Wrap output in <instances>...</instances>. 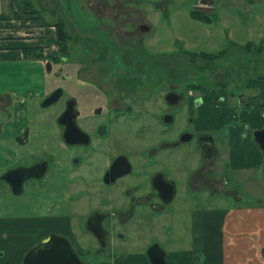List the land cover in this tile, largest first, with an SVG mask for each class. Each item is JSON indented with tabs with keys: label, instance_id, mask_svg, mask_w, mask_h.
<instances>
[{
	"label": "rangeland",
	"instance_id": "rangeland-1",
	"mask_svg": "<svg viewBox=\"0 0 264 264\" xmlns=\"http://www.w3.org/2000/svg\"><path fill=\"white\" fill-rule=\"evenodd\" d=\"M27 1L30 2V5L23 7L25 5L22 4V0H13L15 9L13 8L14 11L12 14H14V17L23 21L27 19L31 21L40 19L34 17V15L42 13L43 18L53 21L56 19H65L67 30L73 34L74 41L72 40L69 43L70 51L68 57L70 58L64 62L52 63V71L48 70L47 67L38 68L37 63H29L19 58L13 57L8 59L10 60L9 63L0 60V92L9 89L12 90L9 91L12 96L15 93L14 97L25 95L23 97L26 100L24 102V105L26 104L25 122L29 124L28 130L30 131L29 134L27 133L28 135H25L26 137L24 136L25 138H22V140L26 139L25 142L27 144L20 159H8L9 163H7L6 158L9 156L0 157V165L4 161L8 164L5 165L3 171L9 169L6 167L19 162L22 164L29 163L34 156H40L41 151L46 150L45 152H48L51 149H65V146L58 140L59 133L56 128V117L62 109V102L58 103V105L54 104L49 107H41L39 101L44 93L58 85L62 86L61 88L67 89L68 93H72L74 86L81 84L78 77L74 74L79 67L85 70L132 68L135 69L136 73H130L127 78L130 80L136 79L137 82L139 81L142 84L143 90L149 91L151 86L157 85V93H154L152 97L142 100L140 120H135L134 116L127 118V122L132 123V125L133 123L139 125L142 122L149 128L143 134L144 138L149 137V135L154 136V130H157V126H159L158 135H160L162 126L153 122L155 116L153 111H157V106L159 107L162 102V96L169 87H175L179 91H184L187 90V86L191 83L203 84L208 88L215 86L218 82H225L228 86L227 89H221L220 87L212 88L209 93H201L194 89L190 90L193 97L201 95L205 103L203 101V104L200 106V112L192 114L193 121L191 119L187 120L188 114L186 111L187 119L186 117L183 118L182 114H179L178 120L173 126V133L176 138L185 126L193 130L194 125L198 131L204 130V127L207 126V124H203V120L207 116L204 108L210 107L211 105L213 107L214 105L212 111H215V107H219L217 109V117L222 118L224 123L222 126H219L215 134L224 152L222 166H224L227 160L229 140L232 143L236 135H238L240 145L247 139L254 141V130L258 129L259 126H264L263 110L254 101L256 98H252V95L261 94L259 98L260 100H264V79L262 78L264 76V47L261 53H249L242 47L246 42L256 44L259 41V33H264V21L254 20L257 12H260L259 16L262 19L264 0H222L223 2H227V6L222 5L224 7H230L232 12L241 21L240 26H235L234 29L228 30L218 27L216 23L208 25L192 18L189 11L197 7V0ZM3 5L0 0V9ZM90 5H93L92 7L94 8L98 7L102 11L97 14L92 11ZM57 6L58 9L56 11ZM54 7L55 15L51 13ZM29 9H34V12ZM13 16L11 18H14ZM9 19L10 17L4 18L0 16V22ZM38 22H34L31 25L38 28L36 29L37 32L34 30L36 33L26 36L27 38H44L45 36L49 38L51 34L54 37H58L56 28L40 29L41 20ZM140 22L148 25L149 30L140 31L137 28ZM87 38L92 39L94 43H103L104 51L99 50L98 52L102 54L101 59L99 57L94 58V54L96 53L90 50V46L87 44ZM55 39L54 45H51L52 42L47 41L41 46L47 54L53 53L58 48V39L57 41ZM141 41L144 45L140 53L149 61L147 68L143 66L144 64L138 65L132 61L121 66V58L125 53L124 46ZM262 42L264 43V39ZM181 43H183L182 46ZM182 47L197 52H215L226 48L227 52H225L224 58L221 59L211 60L199 57L194 62L191 59V55L190 57L181 50ZM154 53L159 54V57L152 61L153 66H151L149 56ZM74 54H80V59H75ZM91 58L97 59V61L91 62ZM114 59H116L115 62ZM137 66H143L146 70L140 72L137 69L142 68H138ZM89 74V72L85 71L80 75V78L88 80ZM118 78L117 76L111 75L109 84L115 83L114 81L118 80ZM28 89L34 90V94L30 96L27 91ZM217 89L223 93L219 91V94ZM24 90L27 92H24ZM228 91L233 92L235 96H230ZM142 94L146 95L147 92L143 91ZM244 100L245 104H241V101L243 102ZM13 102L15 107L23 105V103L16 104L19 102L17 98L16 100L13 99ZM12 109L10 108L9 111H12ZM245 112L249 114L250 120L253 123L257 121L256 125L250 124L249 121L245 120L243 116ZM127 127L129 130L132 129L130 124H127ZM114 131L116 130H113L111 139ZM244 148L246 149V144H244ZM199 152V146L195 140L184 142L179 148L176 147L173 150L174 159L172 166L175 168L176 178L177 176H181V180H183V176L187 171L189 172L193 168L199 167V163L201 162ZM70 169L57 168L56 164H54L49 169L44 181L41 179L28 180L24 185V192L19 195L8 191L5 192L2 189L4 188L2 185L4 183L0 182V191L2 190L0 192L1 206L11 209L15 216H32L37 214L35 207L38 203L41 204L43 210L47 209L46 212L48 211L53 215H57L55 214V209L59 206L63 208V211L56 212L73 214V211L78 207L77 203L70 201L68 197L71 193L67 195V191L63 187V181L70 178ZM229 174L230 168L223 167V193L228 192L230 194H223L218 197L216 199L219 201L217 202L218 205L227 203V200L248 204L264 201V171L261 168H254L251 171L249 174L251 176L250 182L244 186L240 180H243L242 175L247 173L238 171L232 177L233 181L226 183ZM238 177H240L239 180H237ZM59 182L63 183L59 184ZM178 191L180 192V196L183 193H185L184 196L186 197L191 194L190 192H184V184L180 180L178 183ZM180 196L179 198H181ZM190 202L189 208L185 207V211H191V209L195 208L203 209L209 205L214 207L216 205V203L212 204L207 199L200 200L199 203L195 199L194 201L190 200ZM52 205H55V207L51 209ZM164 205H166L165 208H170L171 206L168 203H164ZM179 206L180 204L178 205L176 203L174 205V211L179 209ZM86 208V206L81 207V209ZM167 211L171 212L168 209ZM78 219L85 226V222H83L84 217H78ZM188 220H190V216ZM112 221L113 225L111 227L106 223V227L111 228L112 236H110L107 245L101 249L100 243L102 244V242L93 233L89 231L76 233L84 248L94 247L91 254H79L84 263H112L115 256L119 257L122 254L123 249L129 247V251L140 252L142 251L140 248L144 249L145 246H148L152 242L148 249L146 248L147 251L145 254V258L151 264L149 249L157 241H160V244L170 251L186 252L192 248L191 241L188 243L189 248L186 250L182 249L185 247L176 246L178 242L169 241L173 235H169L168 229L171 227L172 230L170 231H173V233L176 230H180L182 228L181 225L185 222L184 217L180 218L176 217V215H167L155 220L153 213L146 219L140 217V219L136 220V223L141 226V231L139 230L140 232L137 233L133 242L130 244L126 243V246L120 243L118 236L128 232L127 228L121 226L116 218H113ZM177 226L178 228H176ZM53 233L69 237L67 231H61L59 229L51 231L48 235ZM189 233L191 236L190 230L188 235ZM111 239H115V242H111ZM193 262L199 263L198 260ZM136 263L141 264L139 261L134 264Z\"/></svg>",
	"mask_w": 264,
	"mask_h": 264
},
{
	"label": "flooded vegetation",
	"instance_id": "flooded-vegetation-1",
	"mask_svg": "<svg viewBox=\"0 0 264 264\" xmlns=\"http://www.w3.org/2000/svg\"><path fill=\"white\" fill-rule=\"evenodd\" d=\"M92 6L90 5L95 13L98 14L102 11L98 7ZM144 25L146 24L140 22L137 28L142 31L143 27L145 28ZM147 30H149V26ZM87 44L90 46V50L96 53L94 58L101 59L102 54L98 52L99 50L104 51L103 43H94L92 39L87 38ZM143 45L141 41L127 44L128 47L124 46L125 53L121 58V66L132 61L138 65L144 64L143 66L147 68L149 61L140 53L143 50ZM58 51L57 48V51L51 53L46 61L58 54ZM158 57L159 54L156 53L149 56L151 66H153L152 61ZM74 58L80 59V54H74ZM104 58L106 59V57ZM247 59L249 60V58ZM61 60L64 62L67 58L62 56ZM90 60L91 62L97 61L92 58ZM115 61L116 59H114ZM51 63L55 62L51 61ZM143 66H137L142 68L137 70L145 71L146 68ZM85 71L90 73L88 80L80 78V75ZM130 73H136L135 69L85 70L77 68L74 74L81 84L73 85L72 93H68L67 89L62 88L60 97L52 104L58 105L62 102V109L56 117V128L59 133L58 140L65 146V149L41 151L40 156H34L27 164L19 162L8 167L31 166L39 162L48 163L43 176L27 179L24 185L32 179L44 181L49 169L54 164L57 168H71L70 178L63 181L64 184L70 183L71 190L66 186L63 187L68 189L67 195L71 193L68 197L70 201L76 202L78 206L73 214L68 213L70 225L75 233L85 231L93 233L102 242L100 248L107 245L106 236L107 233H111V228L106 227V223L111 227L112 219L124 213L121 209L124 205L128 207L126 208L128 214H132L133 218L138 220L140 217L146 219L152 213L153 216H157L158 212L163 213L166 206L164 203L171 204L175 200L194 201V199L199 203L203 199L215 200L223 194H230L222 192V148L215 134L218 128L204 127V130L198 131L193 125V130L185 126L177 138L173 133V126L176 124L179 114H182L184 118L187 111L188 119L187 117L186 119L193 121L192 114L200 112V106L204 101L201 95L193 97L188 89L179 91L175 87H169L164 92L157 111H153L155 113L153 122L162 126L160 135H158L159 126H157L154 136L149 135L144 138L143 134L149 128L142 122L139 125L136 123L132 125L127 122V118L134 116L135 120H140L142 100L157 93V85L151 86L149 91L143 90L139 81L127 78ZM111 75L119 77L113 84H109ZM61 87L55 86L44 93L39 101L40 105L44 99ZM143 91L147 94L143 95ZM70 101L75 109L74 121L79 129L72 135L71 143L65 136L67 124L61 120ZM169 114L173 115L172 124H168L166 121ZM127 124L132 126L131 131ZM113 130L116 131L111 139ZM185 135H190V139L184 140ZM193 140L198 143L201 162L199 167L187 171L181 180V176L176 178L175 168L172 166L173 150L176 147L179 148L182 143ZM17 158L20 159L16 156L15 159ZM235 174L233 168H230L226 183L232 182V177ZM242 176L243 180H240L242 185L249 184L251 176L249 174ZM179 180L184 184V192L191 193L188 197L184 196L185 193L180 196ZM63 182H59V184ZM172 183L175 187L174 196L171 200L165 201L163 196L168 194ZM83 206L87 208L81 209ZM78 217H84L85 226L80 223ZM72 244L74 245V243Z\"/></svg>",
	"mask_w": 264,
	"mask_h": 264
},
{
	"label": "crops",
	"instance_id": "crops-1",
	"mask_svg": "<svg viewBox=\"0 0 264 264\" xmlns=\"http://www.w3.org/2000/svg\"><path fill=\"white\" fill-rule=\"evenodd\" d=\"M1 2L4 5L0 9V16L4 18L10 17V19L0 22V60L9 63L10 60L8 59L14 57L23 61H28L29 63H37L38 68L47 67L48 61L46 62L44 59H35L32 57L25 58L24 48L30 46L41 47L47 41L52 42L51 45H54V39L56 38L55 40L57 41L58 37H54L52 34L49 38H46V36L44 38H27L26 36L33 35L37 32L36 29L38 28L31 26L34 22L39 23L38 21L41 20L40 29H54L55 26L46 25L41 17H39L40 19L31 21L29 19L26 21L19 20L12 14L14 11L13 8L15 9L13 0H1ZM196 3L198 4L196 9L203 11L214 19L212 23L205 24L211 25L216 23L218 27L227 30L234 29L235 26L238 27L241 25L240 19L232 12V9L222 5L224 4L227 6V2H223L222 0H197ZM39 14L42 13H38V15ZM259 14L260 12H257L254 20L264 21V9L262 10V19ZM11 16L14 18H11ZM46 20L54 23L53 20ZM34 30H36V32H34ZM263 39L264 33H259V41L257 43ZM55 51H57V48ZM44 53L45 57L50 55L46 53L45 49ZM9 91L12 90L5 89L3 92H0V157L9 156L6 158L7 163H9L8 159L14 160L16 156H22L21 154L27 144L25 142L26 139L22 140V138H25V135L30 133L28 130L29 124L25 122L26 104L24 105V102L26 100L23 98L25 95L14 97L15 93L12 96ZM27 91L30 96L34 94V90L32 89H28ZM27 91L24 90V92ZM217 91L218 93L219 91L223 93L221 90L217 89ZM260 95H252V98H259ZM16 98L17 100L19 99V102L16 104L23 103V105L15 107L13 99L16 100ZM222 101H224V99H222ZM254 101H256V99ZM262 102L264 103V100H262ZM241 104H245V100L243 102L241 101ZM10 108H13L12 111H9ZM213 108L214 105L213 107L211 105L210 107L204 108L207 116L204 118L203 124H207L206 128H219V126H222L224 123L222 118L217 117V109H219V107H215V111H212ZM219 112L221 113V111ZM243 116L250 124L256 125L257 121L253 123L250 120L249 114L245 112ZM260 127L262 126H259V128ZM244 144H246V149L244 148ZM228 146V161L226 160L223 166L224 168H233L235 172L244 171V173L247 174H250L254 168H261L263 170L264 151L256 140L247 139L240 145L239 136L236 135L232 143L231 140H229ZM223 154L224 152L222 151V156ZM7 163L4 161V163L0 165V182L4 183L2 184L4 187L2 189H4L5 192H12L10 185L1 178V174L5 171H3V169ZM64 186L71 190L70 183H65ZM68 189L64 190L68 192ZM207 201L212 204L216 203V205L214 207L209 205L203 209L195 208L191 209V211H185V207L189 208L191 204L190 200H175L170 204V208H165L163 213L158 212L157 216H154L155 220L167 215H176V217L180 218L184 217L185 222L181 225L182 228L180 230H176V232L173 233V231H170L172 230L171 227L168 229L169 235H173L169 241L178 242L176 246L185 247L182 248L184 250L189 248L188 243L190 241L192 243V248L190 250L186 252H177L165 249L164 246L160 244V241H157L164 250L166 260L173 264H197L193 262L197 260L199 262L198 264H264V201L248 204L227 200V203L219 205L217 203L219 201L216 199ZM176 203L178 205L180 204V206L179 209L174 211V205ZM54 207L55 205H52L51 209ZM126 208L128 207L124 205L121 208L124 213L116 218L118 223L128 230V232L118 236L120 238V243L125 244V246L126 243L130 244L133 242L137 233L141 231V226L136 223V219L133 218L132 214H128ZM167 209L171 212L167 211ZM42 210L41 204L38 203L35 207V212L37 214L32 216H15L11 209L3 208L0 204V264H23V259L27 251L51 231H56L58 229L67 231L78 254H91L94 247L84 248L81 245L78 236L73 232L70 225L68 212H56L63 211L61 206L55 209V214L57 215H53L48 211L46 212L47 209ZM189 216L190 220H188ZM176 228H178V226ZM189 230L191 231V236L190 233L188 235ZM110 236H112L111 233H107L106 242H108ZM112 241L115 242V239H111V242ZM150 244H152V242ZM148 246H145L144 249L140 248V250H142L140 252L129 251L128 247L127 249H123V251L121 250L122 254L119 257L115 256L112 263L103 262L102 264H134L137 261L141 264H149V261L145 258Z\"/></svg>",
	"mask_w": 264,
	"mask_h": 264
},
{
	"label": "water",
	"instance_id": "water-1",
	"mask_svg": "<svg viewBox=\"0 0 264 264\" xmlns=\"http://www.w3.org/2000/svg\"><path fill=\"white\" fill-rule=\"evenodd\" d=\"M142 31L148 29L147 25H144ZM48 70H52V63L47 62ZM62 88H58L52 95L44 99L41 106L47 107L52 105L60 97ZM176 96V94L172 93ZM75 109L71 101L68 108L62 115V122L67 124L65 136L67 141L71 143L73 141L72 135L79 130L74 121ZM168 124L173 123V115H168ZM253 136L261 149L264 151V126L255 129ZM184 140L190 139V135H185ZM47 162L35 163L31 166H18L16 168H9L1 175L2 180L6 181L14 194L19 195L23 193L24 182L30 178L41 177L47 170ZM129 171V170H127ZM126 171V172H127ZM264 171V168H263ZM175 193V187L172 186L169 189L168 194L163 196L165 201L172 199ZM154 252V253H153ZM149 255L151 264H173L166 260L163 248L158 244L152 245L149 249ZM23 264H86L83 262L78 252L74 248L69 237L59 235L56 233L50 234L42 238L36 245L31 247L24 256Z\"/></svg>",
	"mask_w": 264,
	"mask_h": 264
},
{
	"label": "trees",
	"instance_id": "trees-1",
	"mask_svg": "<svg viewBox=\"0 0 264 264\" xmlns=\"http://www.w3.org/2000/svg\"><path fill=\"white\" fill-rule=\"evenodd\" d=\"M22 4L25 5L23 7H28L30 5V2L26 0H22ZM57 9H58V6L56 7V11ZM29 10L34 12V9H29ZM52 13L53 15H55L56 13L55 8L52 10ZM190 15L195 20H199L204 23H212L214 21V19L211 18L208 14L196 8H193L190 10ZM42 16L43 14H39L38 16L34 15V17H38V18ZM43 20L46 23V25H54L57 30V35H58V50H59L58 54H56L53 58L49 59V61L50 62L51 61L61 62L62 56L67 59L70 58L68 57V53L70 51L69 43L72 40L74 41L73 39L74 36L72 33H70L67 30L65 19H58V20L56 19L54 23L47 21L45 18H43ZM263 44L264 43L262 42V40H260V42L256 44H253L252 42H246L242 47L245 51L249 53H253V52L261 53L264 47ZM182 45L183 43H181V46ZM181 50L185 52L186 54H188L189 56L191 55L192 57L191 56L190 57L192 60H194V62H196L199 59V57L204 58V59H211V60L221 59V58H224L225 56L224 54L225 52H227L226 48L215 51V52H207V51L197 52V51H192L190 49H187L185 47H182ZM24 56L25 58L32 57L35 59H45L46 58L43 48H41L40 46H30V47L24 48ZM262 78L264 79V76H262ZM217 87H220L221 89H227L228 86L225 82H218L217 84H215V86L208 87V88L206 87V85H203V84L191 83L187 86V89L188 90H192V89L198 90L201 93H209L212 88H217ZM228 93L230 96H235L234 93L231 91H228ZM256 104H258L264 112V103L262 102V100H260V98H256Z\"/></svg>",
	"mask_w": 264,
	"mask_h": 264
}]
</instances>
